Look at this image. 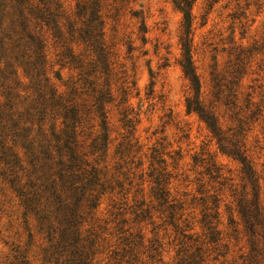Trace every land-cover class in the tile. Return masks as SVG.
I'll use <instances>...</instances> for the list:
<instances>
[{"label":"trees","instance_id":"16d2710c","mask_svg":"<svg viewBox=\"0 0 264 264\" xmlns=\"http://www.w3.org/2000/svg\"><path fill=\"white\" fill-rule=\"evenodd\" d=\"M76 1L69 15L59 0H0V181L16 202L30 242L26 246L38 237L39 264H98L97 258L112 247L109 262L138 264L137 250L144 237L134 225L144 221L154 225L157 215L162 226L171 227L180 239L176 264H228L231 248L242 240L246 252L238 257L241 264H264L259 185L264 178L257 175L244 146L264 108L251 94L239 107L242 53L223 73L210 74L211 91L203 96L191 56L193 1L174 0L183 14L179 67L192 94L185 101L186 110L206 126L219 151L240 165L243 184L237 193L213 160H193L203 167L195 180L201 197L187 204L171 195L174 177L163 151L152 149L147 172L133 171L142 162L130 168L134 160H142L141 149L133 142L139 113L130 104L136 83L125 66L117 64L114 46L106 43L102 14L106 0ZM120 11L114 8L115 22ZM130 14L139 17L138 12ZM139 31L147 33L144 20ZM141 41L146 43L144 36ZM49 45L57 51L61 66L76 73L65 93L58 92L48 76ZM113 108L126 136L115 150L122 165L111 173L100 165L112 143ZM176 157L180 159L179 154ZM144 184L148 194L137 201ZM226 187L231 193L229 205L224 200ZM103 202L109 203L110 221L100 219ZM223 213L228 218L221 230ZM110 224L114 227L108 228ZM195 227L200 234L193 233ZM113 235L116 241L109 245ZM161 248L152 241L145 250L150 262L158 258L161 263ZM11 253L9 264H30L20 246Z\"/></svg>","mask_w":264,"mask_h":264},{"label":"rangeland","instance_id":"374dc122","mask_svg":"<svg viewBox=\"0 0 264 264\" xmlns=\"http://www.w3.org/2000/svg\"><path fill=\"white\" fill-rule=\"evenodd\" d=\"M59 1L65 13L70 15L74 12L76 0ZM113 1L115 0H106L102 11L105 19V40L108 46H114L112 52L117 55V64L124 65L131 76L130 80L136 83L130 104L134 111L139 113L140 121L133 142H137L141 149L138 156L142 160H134L130 168L142 162L143 166L133 171H136L137 175L141 169L147 172L149 165L147 160L152 149L163 151L167 154L164 158L168 171L173 172L174 177L170 183L171 195L186 200L189 204L193 198L201 197L197 193L195 180L201 177L198 174L203 172V167L200 163L195 166L193 160H213L223 170L224 176L232 180L228 186L232 185V189L239 193L243 186L240 165L219 151L206 126L194 113L186 110L185 101L192 94L179 67L182 53L179 40L183 14L174 0H124V2L117 0L115 4ZM191 1H193L191 56L203 96H207L211 91L210 74L223 73L236 63L242 53L244 65L238 98L239 107H243L245 96L251 94L254 102H261L264 108V0ZM115 7L121 9L117 22L113 18ZM130 11L138 12L139 17H132ZM142 20L147 30L145 35L139 31ZM143 36L145 44L141 41ZM129 48L132 49L131 52H128ZM56 54L57 51L49 45L46 49L48 76L55 89L65 93L76 73L62 67L55 57ZM119 119L118 112L113 108L109 114L112 143L106 160L100 165L106 166L111 173L118 165H122L115 156L117 145L126 136ZM227 124L228 122L224 126ZM244 146L249 160L255 165L257 175L264 178V112L262 118L251 126ZM176 154H179V160ZM124 170L123 168L121 171ZM134 184H140V181L135 180ZM259 185L260 200L264 207L262 179L259 180ZM141 189L143 194L138 195L137 201L143 200L142 195L146 198L149 191L147 184ZM184 193L188 196L183 197ZM230 195L226 187L224 200L227 205L232 202ZM108 205V202H103L100 207L102 221L111 220ZM227 218L228 215L223 213L221 230L226 227ZM152 221L154 225H150V221L134 225L144 237L142 248L137 250L138 264H176V253L181 247L178 245L180 239L171 227L162 226L157 215L153 216ZM113 227V224L108 225V228ZM127 228L129 226L125 227ZM110 232L113 233V230L109 229ZM193 233L200 234L198 227H195ZM37 240L38 237H35L32 245L26 246L30 242L28 243L27 233L20 224L16 202L0 181V264L10 263L11 250L16 246L26 251L30 264H39ZM153 240L162 244L161 263L156 261L158 258L155 259L156 262H150L146 257L148 253H145V250L150 247ZM115 241L116 237L113 235L108 240L109 245ZM232 245L235 243L232 242ZM112 249L113 247L104 251L97 258L98 264H114L113 261L109 262L111 260L109 251ZM245 252L246 246L242 240L237 247L231 248L228 264H232L233 261L241 264L238 257Z\"/></svg>","mask_w":264,"mask_h":264}]
</instances>
